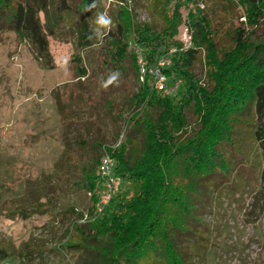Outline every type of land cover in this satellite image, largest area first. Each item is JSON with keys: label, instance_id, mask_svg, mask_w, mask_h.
<instances>
[{"label": "trees", "instance_id": "obj_1", "mask_svg": "<svg viewBox=\"0 0 264 264\" xmlns=\"http://www.w3.org/2000/svg\"><path fill=\"white\" fill-rule=\"evenodd\" d=\"M147 1L150 22L136 21L122 0L113 27L105 32V63L115 75H123L129 59L136 88L118 108L112 101L106 103L112 122L125 123L122 142L111 147L97 140L91 144L95 153L81 164L82 178L76 184L91 194L89 217L71 208L61 219L69 220V228L59 252L71 255L74 264H194L186 244L199 237L204 212L213 203L215 191L208 184L219 177L229 180L235 171L222 148L238 145L234 133L239 119H264V41L253 39L264 24V0H223L237 5L245 18L232 31L230 48L219 47L215 41L216 28L202 8L206 0ZM100 3L0 0V28L28 42L38 60L50 66L49 39L60 37L66 29L73 30L81 50L99 44L92 19ZM183 10L192 31L189 47L177 39ZM172 50L176 52L170 54ZM202 52L207 83L194 73ZM140 57L146 74L141 72ZM164 58L170 60L162 69L167 85L179 82L173 95L159 91L150 74ZM252 136L264 155V125L257 126ZM76 145L88 144L78 140ZM105 151L115 159V172L123 183L117 196L98 213L94 209L102 192L98 167ZM49 202L31 210L16 207L11 216L50 213L54 220V201ZM36 251L30 242L18 249L0 247V262L17 259L15 264H34ZM200 260L209 263L205 256L200 255Z\"/></svg>", "mask_w": 264, "mask_h": 264}, {"label": "rangeland", "instance_id": "obj_2", "mask_svg": "<svg viewBox=\"0 0 264 264\" xmlns=\"http://www.w3.org/2000/svg\"><path fill=\"white\" fill-rule=\"evenodd\" d=\"M121 1L101 0L95 11L92 23L99 44L77 48L72 29L50 38V66L38 60L28 42L0 28V247L18 249L30 242L37 250L34 264H74L71 255L59 252L69 228V220L61 219L71 208L89 217L93 208L91 194L76 184L81 164L95 153L91 144L100 140L114 147L126 130L123 120L113 123L106 111L107 101L118 108L136 88L129 59L123 75H115L105 63V32L113 27ZM126 1L136 21H151L147 0ZM202 8L214 23L218 46L232 47V31L245 22L239 7L206 0ZM182 13L177 39L189 47L192 31L187 11ZM155 24L162 25L160 20ZM253 39L264 41V24ZM206 72L202 52L194 73L207 83ZM188 117L193 120L191 112ZM263 125L264 119L255 116L239 119L234 133L238 145L222 148L235 171L229 180L219 177L208 184L215 191L213 203L204 212L199 237L186 244L194 264H202L200 255L208 259L206 264H264V155L252 136ZM78 140L88 145L78 146ZM52 200L54 220L50 213L11 216L16 207L31 210ZM15 263L19 260L0 262Z\"/></svg>", "mask_w": 264, "mask_h": 264}, {"label": "built area", "instance_id": "obj_3", "mask_svg": "<svg viewBox=\"0 0 264 264\" xmlns=\"http://www.w3.org/2000/svg\"><path fill=\"white\" fill-rule=\"evenodd\" d=\"M175 52L176 50H172L170 54ZM139 63L141 65V72L146 74L147 71L145 68V61L142 57H140ZM169 65L170 60L168 58H164L160 61L157 67L150 70V74H152L157 80V89L164 95L175 94L179 86V82L173 87L167 85V77L162 73V69ZM122 140L123 136L118 145L122 142ZM115 169V159L109 152L105 151L98 167V176L102 181L101 198L96 207L98 213H101L111 203V201L117 196L122 188V177L116 174Z\"/></svg>", "mask_w": 264, "mask_h": 264}]
</instances>
